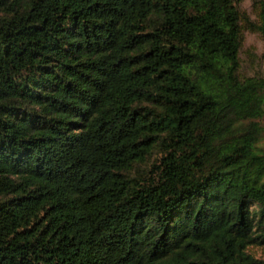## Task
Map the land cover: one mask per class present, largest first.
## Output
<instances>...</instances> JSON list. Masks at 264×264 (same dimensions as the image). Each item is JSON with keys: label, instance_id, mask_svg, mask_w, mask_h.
I'll return each mask as SVG.
<instances>
[{"label": "trees", "instance_id": "16d2710c", "mask_svg": "<svg viewBox=\"0 0 264 264\" xmlns=\"http://www.w3.org/2000/svg\"><path fill=\"white\" fill-rule=\"evenodd\" d=\"M0 0V264H264V0Z\"/></svg>", "mask_w": 264, "mask_h": 264}, {"label": "rangeland", "instance_id": "374dc122", "mask_svg": "<svg viewBox=\"0 0 264 264\" xmlns=\"http://www.w3.org/2000/svg\"><path fill=\"white\" fill-rule=\"evenodd\" d=\"M240 9L250 22L256 20L251 8V0L245 1ZM239 61L241 76L264 78V38L260 34L243 32ZM259 144L260 148L264 150V135ZM252 251L256 257L264 259V247L254 248Z\"/></svg>", "mask_w": 264, "mask_h": 264}]
</instances>
